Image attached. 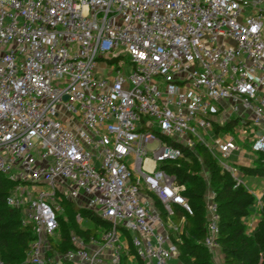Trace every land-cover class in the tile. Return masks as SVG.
<instances>
[{
  "label": "built area",
  "instance_id": "1",
  "mask_svg": "<svg viewBox=\"0 0 264 264\" xmlns=\"http://www.w3.org/2000/svg\"><path fill=\"white\" fill-rule=\"evenodd\" d=\"M231 114L236 136L222 132ZM171 142L203 146L246 188L240 166L264 157V0H0V173L17 182L6 202L37 236L26 263L176 259L192 209L163 168L182 157ZM213 197L203 244L214 253ZM64 200L109 227L70 233L60 253Z\"/></svg>",
  "mask_w": 264,
  "mask_h": 264
},
{
  "label": "trees",
  "instance_id": "2",
  "mask_svg": "<svg viewBox=\"0 0 264 264\" xmlns=\"http://www.w3.org/2000/svg\"><path fill=\"white\" fill-rule=\"evenodd\" d=\"M231 125H226L225 129ZM173 145L181 149L182 157L167 162L163 168L175 176L176 182L185 186L183 196L192 209V215L185 216L183 233L179 234L180 241L173 238L179 264H215L211 256L212 251L203 244L208 233L204 204L208 189L214 193L213 198L217 206V243L222 258L221 264H264V208L259 221L249 232L245 220L250 216V207L255 204L256 198L253 194L241 185L236 186L230 174L218 165L203 146L188 149L178 143ZM240 169L244 176L264 177V157L260 156L251 165L240 166ZM16 186L17 182L0 173V260L5 264H28L25 262L28 251L37 236L33 225L24 222L22 209L14 208L6 202ZM154 202L163 216L161 203L157 199H154ZM63 207L65 215H58L59 240H51L54 252L65 253L73 247L69 240L70 233L87 239L89 236H96L97 228L109 227L107 221L97 218L93 212L78 207L74 202L64 200ZM76 215L85 221L88 220L89 226L83 228L77 222ZM183 217L182 211L175 208L173 222L179 224ZM123 233L130 243V233ZM129 250L131 254L135 253L130 245ZM120 264H128L127 256L122 257ZM135 264L143 262L137 258Z\"/></svg>",
  "mask_w": 264,
  "mask_h": 264
},
{
  "label": "rangeland",
  "instance_id": "3",
  "mask_svg": "<svg viewBox=\"0 0 264 264\" xmlns=\"http://www.w3.org/2000/svg\"><path fill=\"white\" fill-rule=\"evenodd\" d=\"M125 59V58H124ZM231 119L233 121H235L232 125V127L230 126L229 128L225 129L224 131H222L223 133L225 132H229L230 134H233L234 136L237 135V133H235V129H239L240 127L243 126V122L240 120V119H237V115L235 114H231ZM156 144H150V146L148 147L149 149L150 148H153L155 147ZM253 158L256 160L257 158H259V156L257 155H253ZM234 161V159L232 160H229L228 163L232 164ZM242 181H244L245 185H246V189L247 191L251 192V193H255V192H258L260 191L261 189L264 188V177H261V176H254V175H250V176H242ZM30 187V186H29ZM262 203L264 205V196H262ZM257 207H256V204L252 205L249 209V213H250V216L245 220L246 223H253V224H256L257 221L260 219L259 218V214L257 213ZM61 214L64 216L65 215V211L61 212ZM65 218V217H64ZM89 221L86 220L82 226L84 228H86L87 225H89ZM54 240H59V237L58 238H55ZM212 260L214 261L215 264H219V258L221 257L220 256V253L219 252H212ZM169 264H179V262L177 261V259H173L169 262Z\"/></svg>",
  "mask_w": 264,
  "mask_h": 264
},
{
  "label": "crops",
  "instance_id": "4",
  "mask_svg": "<svg viewBox=\"0 0 264 264\" xmlns=\"http://www.w3.org/2000/svg\"><path fill=\"white\" fill-rule=\"evenodd\" d=\"M255 193H257L258 195H261L262 194V196H264V188L263 189H261L260 191H258V192H255ZM263 198V197H262ZM87 226H89V225H87ZM86 226V227H87ZM83 227V226H82ZM84 228V227H83ZM221 256V255H220ZM221 262H222V258L220 257L219 258V264H221Z\"/></svg>",
  "mask_w": 264,
  "mask_h": 264
},
{
  "label": "water",
  "instance_id": "5",
  "mask_svg": "<svg viewBox=\"0 0 264 264\" xmlns=\"http://www.w3.org/2000/svg\"><path fill=\"white\" fill-rule=\"evenodd\" d=\"M64 100H67V98H64Z\"/></svg>",
  "mask_w": 264,
  "mask_h": 264
}]
</instances>
